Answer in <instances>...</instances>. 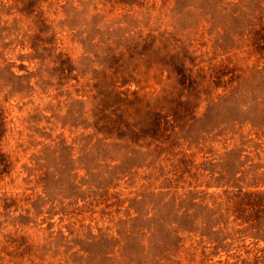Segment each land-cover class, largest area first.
Returning a JSON list of instances; mask_svg holds the SVG:
<instances>
[{
	"label": "rangeland",
	"instance_id": "rangeland-1",
	"mask_svg": "<svg viewBox=\"0 0 264 264\" xmlns=\"http://www.w3.org/2000/svg\"><path fill=\"white\" fill-rule=\"evenodd\" d=\"M0 264H264V0H0Z\"/></svg>",
	"mask_w": 264,
	"mask_h": 264
}]
</instances>
